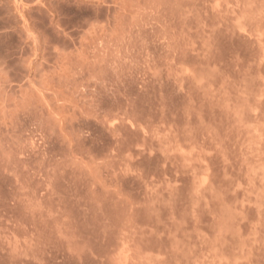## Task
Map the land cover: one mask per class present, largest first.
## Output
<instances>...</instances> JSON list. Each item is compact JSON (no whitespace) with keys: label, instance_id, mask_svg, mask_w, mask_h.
<instances>
[{"label":"rangeland","instance_id":"1","mask_svg":"<svg viewBox=\"0 0 264 264\" xmlns=\"http://www.w3.org/2000/svg\"><path fill=\"white\" fill-rule=\"evenodd\" d=\"M0 264H264V0H0Z\"/></svg>","mask_w":264,"mask_h":264}]
</instances>
